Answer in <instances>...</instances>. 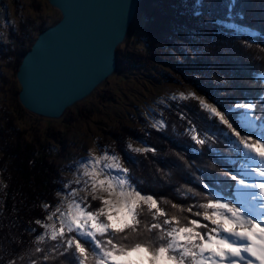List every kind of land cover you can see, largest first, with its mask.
<instances>
[{"label": "trees", "instance_id": "trees-1", "mask_svg": "<svg viewBox=\"0 0 264 264\" xmlns=\"http://www.w3.org/2000/svg\"><path fill=\"white\" fill-rule=\"evenodd\" d=\"M138 12L147 49L120 46L117 70L128 64L153 62L164 69L161 75L167 81L187 83L221 111L228 110L234 126L240 124V112L232 107L235 102L253 101L254 114L263 118L264 0H141ZM19 27L22 58L29 49L23 46L26 39L46 25L29 28L22 22ZM13 87L12 110L2 108L0 112V264H32L33 260L45 264L44 254L33 251L37 235L45 231L36 221L47 222L46 217L59 203L56 193L63 181L50 147L39 137L26 139L16 128L15 119L25 110L18 101L15 78ZM162 109L160 119L167 124L163 130L144 124L140 117L141 125L112 129L97 145L117 153L125 167L132 168L135 177L144 182L145 191L155 193L159 206L171 216L176 213L172 204L187 208L198 200L204 202L192 195L204 192L197 178L217 190L233 183L224 173L235 169L228 160L234 152L220 135L222 126L206 119L209 114L199 107L198 100H171ZM181 113L185 119L180 118ZM212 130L216 135L209 141L211 147L209 143L194 145L190 139L193 134L201 138ZM132 141L157 151L133 153L127 147ZM46 204L50 205L47 209ZM184 215L189 216L186 211ZM141 219L151 222L146 211ZM54 243L46 237L39 246L47 249ZM62 262L70 264L64 257L52 256L47 264Z\"/></svg>", "mask_w": 264, "mask_h": 264}, {"label": "snow or ice", "instance_id": "snow-or-ice-1", "mask_svg": "<svg viewBox=\"0 0 264 264\" xmlns=\"http://www.w3.org/2000/svg\"><path fill=\"white\" fill-rule=\"evenodd\" d=\"M229 8L231 11L232 5ZM176 99L198 100L209 114L206 119L222 126L220 135L237 153L233 163H239L238 168L224 173L233 183L217 190L197 178L204 192L192 195L204 202L198 200L187 208L172 204L176 213L169 216L156 194L145 191L144 182L135 177L132 168L123 166L117 153L89 154L73 181L79 187L68 190L65 200L46 217L52 223L36 221L45 231L37 235L33 251L44 254L45 264L50 256L64 257L70 264H264V123L257 124L256 104L235 102L232 107L242 110L243 123L234 126L228 110L221 111L195 93H181L179 98L173 97ZM180 118L186 117L181 113ZM154 126L161 131L167 124L161 117ZM215 135L205 132V138L193 134L190 139L194 145H205ZM127 147L133 153L157 151L154 147ZM80 191L90 193L99 204L93 207L87 197L78 196ZM145 211L151 216L150 223L141 219ZM46 237L56 243L41 248L39 242Z\"/></svg>", "mask_w": 264, "mask_h": 264}, {"label": "rangeland", "instance_id": "rangeland-1", "mask_svg": "<svg viewBox=\"0 0 264 264\" xmlns=\"http://www.w3.org/2000/svg\"><path fill=\"white\" fill-rule=\"evenodd\" d=\"M3 1L9 21L6 27L4 21L0 27V112L2 108L12 110L13 80L16 79V67L21 59L22 48L17 40L19 24L28 23L30 28L44 23L47 27L59 19V12L51 7L47 0ZM140 21V14L137 12L121 47L135 51L147 49L145 33L142 29L143 21ZM38 33L39 31L36 30L26 39L23 45L25 49L31 46ZM161 70L164 69L153 62L135 66L128 64L121 70H116L114 75L99 86L91 96L69 108V111L67 110L59 119L40 117L25 109V112L15 119L16 128L25 133L26 139L39 137L50 147L51 157L55 160L63 181L62 189L56 193L59 198L58 205L65 200L68 190L79 187L73 181L77 177L80 165L88 159L89 154L92 157L102 155L105 149L101 150L97 141L105 139L108 131L118 129L122 125L139 126L140 117L144 124L154 126L163 113L162 108L167 107L173 97L179 98L181 93L184 95L195 93L196 97L212 104L191 85L182 81H167L162 77ZM241 111L239 110L240 113ZM239 122L243 123L240 115ZM260 123H264V116L257 121L258 125ZM207 133L216 134L213 130ZM201 138H205L204 134ZM226 142L229 145L227 139ZM129 144L133 148L148 147L139 141H132ZM233 152L234 155L229 156L228 160L234 168H238L239 163H233L237 153L234 150ZM121 163L123 164L122 161ZM123 166L125 167L124 164ZM78 196L87 197L92 206L99 203L97 200H92L88 192L80 191ZM47 223L52 222L47 221Z\"/></svg>", "mask_w": 264, "mask_h": 264}, {"label": "water", "instance_id": "water-1", "mask_svg": "<svg viewBox=\"0 0 264 264\" xmlns=\"http://www.w3.org/2000/svg\"><path fill=\"white\" fill-rule=\"evenodd\" d=\"M59 19L40 31L15 76L28 112L59 119L117 70L141 0H47Z\"/></svg>", "mask_w": 264, "mask_h": 264}, {"label": "built area", "instance_id": "built-area-1", "mask_svg": "<svg viewBox=\"0 0 264 264\" xmlns=\"http://www.w3.org/2000/svg\"><path fill=\"white\" fill-rule=\"evenodd\" d=\"M3 21L5 22L4 27H6V23L9 21L7 17V8L6 6H4V1L0 0V27L2 26ZM0 45H1V39H0Z\"/></svg>", "mask_w": 264, "mask_h": 264}]
</instances>
